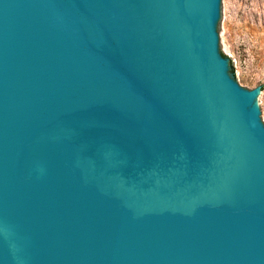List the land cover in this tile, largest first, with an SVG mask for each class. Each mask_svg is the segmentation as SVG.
Wrapping results in <instances>:
<instances>
[{
	"label": "water",
	"instance_id": "95a60500",
	"mask_svg": "<svg viewBox=\"0 0 264 264\" xmlns=\"http://www.w3.org/2000/svg\"><path fill=\"white\" fill-rule=\"evenodd\" d=\"M225 0H0V264H264V90Z\"/></svg>",
	"mask_w": 264,
	"mask_h": 264
},
{
	"label": "rangeland",
	"instance_id": "374dc122",
	"mask_svg": "<svg viewBox=\"0 0 264 264\" xmlns=\"http://www.w3.org/2000/svg\"><path fill=\"white\" fill-rule=\"evenodd\" d=\"M225 57L244 89L264 90V0H225Z\"/></svg>",
	"mask_w": 264,
	"mask_h": 264
}]
</instances>
